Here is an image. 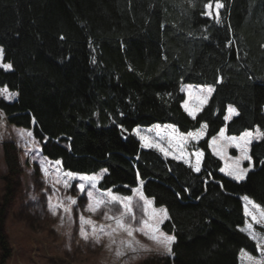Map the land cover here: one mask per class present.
<instances>
[{
	"label": "trees",
	"instance_id": "16d2710c",
	"mask_svg": "<svg viewBox=\"0 0 264 264\" xmlns=\"http://www.w3.org/2000/svg\"><path fill=\"white\" fill-rule=\"evenodd\" d=\"M203 2L0 0V46L13 65L0 69V86L18 94L0 98V112L31 129L42 153L64 170H106L100 189L128 195L143 181V193L168 210L162 228L176 243L173 256L150 255L139 264H239L242 248L257 253L239 227L241 196L264 206V139L250 145L253 169L242 181L220 171L222 160L208 144L222 127L229 135L264 131V0H222L220 23L201 15ZM184 83L214 87L195 119L182 107ZM229 106L238 115L225 121ZM154 123L183 133L207 124L192 143L204 153L199 172L142 146L133 128ZM2 148L3 264L21 168L15 145L4 141Z\"/></svg>",
	"mask_w": 264,
	"mask_h": 264
},
{
	"label": "snow or ice",
	"instance_id": "6c2138e0",
	"mask_svg": "<svg viewBox=\"0 0 264 264\" xmlns=\"http://www.w3.org/2000/svg\"><path fill=\"white\" fill-rule=\"evenodd\" d=\"M190 6H195V0H188ZM202 16H205L215 22H221L220 9L224 7L222 0H204ZM63 39V37H61ZM264 47V45H261ZM4 49L0 48V60H2ZM0 69L5 71L13 70L11 63L0 62ZM187 91L188 99H185L182 107L184 111L193 119L196 118L197 112H199L203 106L207 103L209 96L214 91L211 86L207 88H198L196 92H193L191 86L186 88L182 87L181 91ZM18 94L15 92H9L5 87L0 89V97L6 100H11ZM229 115L224 117L225 121H228L232 115H238L236 109L232 106L228 107ZM4 114L0 112V119ZM35 122V121H33ZM157 135L160 136L162 132L166 133L168 137V146L165 148L159 143L151 140L149 137L141 135V133L133 129L135 134L139 136L143 147H156L165 157L169 156L173 150L178 151L180 155H173V159H182L185 164H188L193 171L199 172L201 170V163L204 156L202 151H195L191 153L195 157V162H191L184 154L185 146L190 140L199 141L205 134L207 124L202 123L200 128L195 131H188L187 133L180 132L175 125H154ZM170 129L171 131H167ZM226 129L222 127L219 131V137L225 138ZM18 136L23 143L25 155L30 153L34 154L40 152V146L34 139L32 131L20 129ZM163 138V137H161ZM227 144H218V138L212 137L209 141V148L212 150L213 155L218 156L221 160L225 161V166L220 168V171L227 176L232 177L236 181H242L246 178L247 174L253 169L252 157L249 154L250 145L253 141L264 139V131L257 126L253 129H245L239 136L227 137ZM227 147L236 148L240 155L231 157L227 155ZM35 158V157H34ZM229 161L231 163H229ZM243 161L248 162V167H241ZM40 169L43 175L47 178L50 175L54 176L53 191L56 190V185H62L65 189L71 187L70 181L76 179L79 176L81 183L75 185V188L81 193L85 194L88 198L87 209L90 212H96L103 206H115L119 205V215H110L109 212H105L104 218L108 221H114L115 226L111 224L97 226L92 220L85 219L83 215L79 217L80 220V236L87 241L89 239V233L85 228V225L91 226V236L96 243L100 242L101 235H107L110 238V245L116 244L115 235L118 233H125L128 239H122L119 241L115 255L119 258L124 255L121 248L130 249L132 252H136L138 249L142 251H152V249L146 248L138 239L135 238V234L139 233L147 240L156 245V253L158 256L171 257L174 255L173 246L176 243V237L162 230L161 225L168 220L169 213L165 207H155L153 199L146 197L141 188H133L132 196H121L114 192L112 189H108L102 193H97V184L101 179L100 175H84L77 174L72 171H62V161L57 159L54 162L49 161L47 157L39 160ZM54 170L52 169V166ZM106 171V170H103ZM139 180V174H138ZM142 185L143 181H139ZM127 187V185L125 186ZM35 199V197H33ZM66 199L72 206L77 205V199L68 196ZM137 201L134 205L133 201ZM243 200V213L245 216V225L240 228L241 232H244L250 240L255 243L256 251L259 256L253 255L250 251L242 248L238 254V258L242 264H264V206L253 201L247 195L242 197ZM141 210V215L137 216L135 209ZM48 209L52 215L57 214L58 209H62L64 214H67L71 219L72 208L65 206L62 200H58L56 204L52 203L51 197L48 200ZM61 224L64 222V215L60 216Z\"/></svg>",
	"mask_w": 264,
	"mask_h": 264
},
{
	"label": "rangeland",
	"instance_id": "374dc122",
	"mask_svg": "<svg viewBox=\"0 0 264 264\" xmlns=\"http://www.w3.org/2000/svg\"><path fill=\"white\" fill-rule=\"evenodd\" d=\"M0 48L2 47L0 46ZM0 62L7 63L4 62L3 57ZM187 86H191L193 92H196L198 88H207L209 86L214 88L212 85L195 83H184L182 84L181 88H186ZM3 88L5 87L0 86V89ZM9 92L14 91L9 90ZM183 92L185 93V99H188L187 91L185 90ZM16 97L17 96L7 101H13L16 99ZM227 115H229V113H227ZM154 125L163 126L171 124L154 123L149 126L138 125L133 129L138 130L141 135L147 136L151 140L167 148L168 137L166 133L162 132L161 135L158 136ZM20 129L32 131L28 128L12 125L8 122L5 116H3V118L0 120V202L2 200L5 189L3 175L7 171V166L4 160L2 148V143L4 141L12 142L15 145L19 166L21 168V174L19 175V181L17 184V192L14 196L11 205L7 210L5 220V231L8 236L10 256L3 264H139L145 257L150 255H157L155 250L156 245L153 244L151 241L147 240L144 236L139 233L135 234V238L138 239L146 248L152 249V251L149 252L138 249L136 252H132L130 249L121 248V251L124 252V255L119 258L115 255V252L119 241L122 239H128L125 233L121 232L115 235L114 238L117 241L116 244L110 245V238L107 235H101L100 242L96 243L91 236V226L85 225V228L89 233V239L87 241L82 239L80 236L79 220V217L81 215H83L85 219L92 220L97 226L111 224L114 227V221L105 220L104 214L105 212H109V209L111 208V211L109 212L110 215H119V205L103 206L96 212H90L86 210L88 204V198L86 196V193L81 194L75 188L76 184L81 183V181L79 180V176H77L76 179L70 181V188L65 189L62 185H56V190L53 191L52 185L54 182V176L50 175L46 178L40 169L39 160L46 156L42 153V151L36 152L34 154L30 153L27 156L25 155L23 143L21 142L20 137L18 136V131ZM195 130L196 129L190 131ZM167 131L171 130L168 129ZM132 133L140 140L139 136H137L133 130ZM218 134L219 133L214 136L218 138V144L220 145L227 144V137L240 135H229L225 131V138H220ZM34 139L37 141L39 146H41L40 142L35 137ZM193 142L196 141L190 140L188 142V144L185 146L184 154L191 162L194 163L195 157L192 156L191 153L197 150H201L193 149ZM149 148L155 149L162 156L165 157V155L158 148ZM173 155H180V153L178 151L173 150L171 154L167 157L172 158ZM227 155L231 157H236L240 155V153L234 147H227ZM47 159L52 162L55 161L49 159L48 157ZM177 160L183 161L182 159ZM222 163V167H224L225 161L222 160ZM229 163L231 162L229 161ZM54 167L55 166L53 165L51 170H54ZM241 167H248V162L243 161L241 163ZM61 170L68 171L64 170L63 168ZM104 172L105 171L101 170L95 174H85L77 172L74 173L102 176ZM137 187L141 188L142 190L140 183L134 188ZM106 190L108 189H100L97 184V189L94 191H96L97 193H102ZM116 193L121 196L133 195V192L128 195L120 194L119 192ZM68 196L77 199V205H70L69 201L66 199V197ZM33 197H35V199H33ZM49 197H51L53 204H56L58 200H62L65 206L71 207V219H69L67 214L63 213L62 209H58L57 214L55 216L52 215L48 209ZM242 197L243 196H241V199ZM136 203L137 201L134 200L133 204L135 205ZM242 203L244 202L242 201ZM154 206L161 207L156 206L155 204ZM135 211L137 216H140L142 214L139 208H136ZM61 215H64L63 224H61L60 220ZM244 225L245 222L239 228H242ZM253 255L259 256V253L257 252ZM0 264L2 263L0 262ZM239 264H242L240 259Z\"/></svg>",
	"mask_w": 264,
	"mask_h": 264
},
{
	"label": "crops",
	"instance_id": "0c3cea01",
	"mask_svg": "<svg viewBox=\"0 0 264 264\" xmlns=\"http://www.w3.org/2000/svg\"><path fill=\"white\" fill-rule=\"evenodd\" d=\"M197 113H198V112H197ZM224 128H225V127H224ZM218 133H219V132H218ZM213 137H214V136H213ZM211 139H212V138H211ZM211 139H210V140H211Z\"/></svg>",
	"mask_w": 264,
	"mask_h": 264
}]
</instances>
